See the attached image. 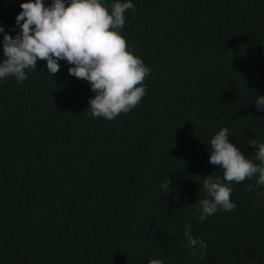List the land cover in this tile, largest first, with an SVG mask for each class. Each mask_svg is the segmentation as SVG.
Segmentation results:
<instances>
[{"label": "trees", "instance_id": "1", "mask_svg": "<svg viewBox=\"0 0 264 264\" xmlns=\"http://www.w3.org/2000/svg\"><path fill=\"white\" fill-rule=\"evenodd\" d=\"M22 2L0 0L9 35ZM133 3L120 34L151 72L130 112L93 118L66 61L0 81V264H264V188L233 182L236 208L203 223L192 206L203 177L223 175L216 132L253 163L247 141L264 139V0ZM189 224L207 244L195 254Z\"/></svg>", "mask_w": 264, "mask_h": 264}, {"label": "clouds", "instance_id": "2", "mask_svg": "<svg viewBox=\"0 0 264 264\" xmlns=\"http://www.w3.org/2000/svg\"><path fill=\"white\" fill-rule=\"evenodd\" d=\"M20 8L12 29L15 36L0 26L4 57L0 59V81L14 77L17 84L22 83L38 60L45 61L48 72L55 74L58 61H66L68 73L89 82L95 94L87 108L93 118L112 121L138 105L146 93L143 81L151 68L133 54L120 34L126 11L135 10L133 0H112L110 4L106 0H51L47 6L45 0H24ZM254 104L264 113V96L256 97ZM230 136L228 128H221L210 139L209 163L219 165L223 175L203 177L205 197L192 204L200 223L218 211L236 208L230 199L233 182L254 184L246 189L249 195L264 188V139L256 136L247 141L255 153L253 163L229 141ZM169 184L167 178L161 185L166 194ZM184 239L193 254L207 248L204 240L193 236L190 224L185 226ZM149 264L163 261L154 258Z\"/></svg>", "mask_w": 264, "mask_h": 264}]
</instances>
